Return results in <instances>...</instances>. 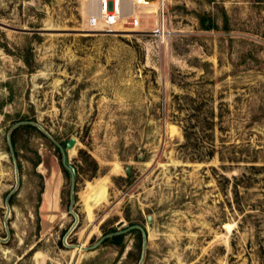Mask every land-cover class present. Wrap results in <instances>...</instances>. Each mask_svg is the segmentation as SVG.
Instances as JSON below:
<instances>
[{
  "label": "rangeland",
  "instance_id": "rangeland-1",
  "mask_svg": "<svg viewBox=\"0 0 264 264\" xmlns=\"http://www.w3.org/2000/svg\"><path fill=\"white\" fill-rule=\"evenodd\" d=\"M152 1L0 0V264H264V0Z\"/></svg>",
  "mask_w": 264,
  "mask_h": 264
},
{
  "label": "built area",
  "instance_id": "built-area-1",
  "mask_svg": "<svg viewBox=\"0 0 264 264\" xmlns=\"http://www.w3.org/2000/svg\"><path fill=\"white\" fill-rule=\"evenodd\" d=\"M164 1L158 0L157 2L164 6ZM153 5L152 0H96V5L88 14L86 28L93 32L111 34L127 30H143L144 14H151L149 8ZM162 13L163 15L156 20V27L153 29V32L161 39L166 38L170 33L166 29L164 9Z\"/></svg>",
  "mask_w": 264,
  "mask_h": 264
},
{
  "label": "water",
  "instance_id": "water-1",
  "mask_svg": "<svg viewBox=\"0 0 264 264\" xmlns=\"http://www.w3.org/2000/svg\"><path fill=\"white\" fill-rule=\"evenodd\" d=\"M75 144H76V139L75 138H71L67 142V148L68 149L69 148L71 149V148H73L75 146ZM60 147L63 150V161H64L65 165L70 169V171H71V173L73 175V186H74L75 176L77 174L76 168L69 162L68 157H67V155L65 153V150H64L63 146L60 145ZM15 163H16V168H17V180H19V178H18V166H17V162H15ZM130 169H131L130 165H127V167H126L127 173H130ZM71 199H72V201H71V205H70V210H71V212H73L75 214L76 219H78V214H76L73 211V202H74V200H73L74 199V196H73V188H72V193H71ZM9 212H10V208L8 210V213ZM149 220H151V217L149 218ZM122 224H123V221H121L119 223V225H122ZM143 237H144V239H143V253H142V258L144 257L145 249H146V245H147V240H148L147 232L144 229H143Z\"/></svg>",
  "mask_w": 264,
  "mask_h": 264
},
{
  "label": "bare ground",
  "instance_id": "bare-ground-1",
  "mask_svg": "<svg viewBox=\"0 0 264 264\" xmlns=\"http://www.w3.org/2000/svg\"><path fill=\"white\" fill-rule=\"evenodd\" d=\"M154 5H156V2L154 1ZM153 11H151L150 13H152ZM105 193H106V188H105V186L104 185H100L97 189H96V191H95V193L93 194V196H92V199H93V201H99V200H101L102 198H104V196H105ZM95 203V202H94Z\"/></svg>",
  "mask_w": 264,
  "mask_h": 264
},
{
  "label": "trees",
  "instance_id": "trees-1",
  "mask_svg": "<svg viewBox=\"0 0 264 264\" xmlns=\"http://www.w3.org/2000/svg\"><path fill=\"white\" fill-rule=\"evenodd\" d=\"M137 230H138V231L140 232V234H141L142 231H141L140 229H137Z\"/></svg>",
  "mask_w": 264,
  "mask_h": 264
}]
</instances>
